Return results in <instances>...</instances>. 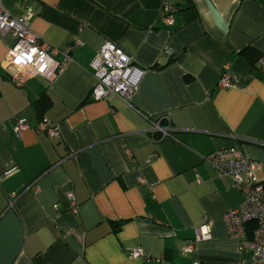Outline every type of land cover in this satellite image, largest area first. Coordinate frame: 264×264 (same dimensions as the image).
I'll list each match as a JSON object with an SVG mask.
<instances>
[{"label": "crops", "instance_id": "0c3cea01", "mask_svg": "<svg viewBox=\"0 0 264 264\" xmlns=\"http://www.w3.org/2000/svg\"><path fill=\"white\" fill-rule=\"evenodd\" d=\"M162 1L0 0L14 18L31 9L53 59L68 56L53 82L18 86L3 69L14 40L0 35V264H251L223 221L243 194L203 158L234 147L264 182V0H167L170 27ZM106 42L143 71L129 101L89 97ZM225 71L229 89L217 86ZM42 118L57 137L35 129ZM199 227L211 239L185 253Z\"/></svg>", "mask_w": 264, "mask_h": 264}, {"label": "built area", "instance_id": "2783aa9c", "mask_svg": "<svg viewBox=\"0 0 264 264\" xmlns=\"http://www.w3.org/2000/svg\"><path fill=\"white\" fill-rule=\"evenodd\" d=\"M175 12L176 6L173 3L167 0L162 1L159 21L163 27H170L173 24ZM32 17V10L27 9L21 17L14 18L0 4V35L9 36L14 40V44L4 59L3 69L8 73L10 80L18 86L37 77L51 83L68 62L67 51L62 52V62L53 59V56L59 52L32 32L30 29ZM79 44L76 42L68 51ZM164 53L169 55L170 50L167 49ZM260 65L264 68V60H261ZM91 69L94 84L89 97L94 102L107 100L111 96L122 101H129L143 75V71L134 66L130 57L109 42L101 46L91 62ZM217 86L221 89L231 88L232 78L226 71L221 74ZM164 119L166 118L159 117L155 121L153 131L166 136L167 130L161 128L158 122ZM26 128L25 121L18 119L14 133L19 135ZM35 129L49 139L59 134L57 127L51 125L46 118H42ZM203 160L213 168L218 177L230 178L234 188L243 194L242 204L238 208L229 210L223 216V221L229 238L239 242L240 250L251 253V264H264V182L257 177L260 165L246 159L234 147L214 151L205 156ZM8 173L5 172L4 176ZM68 199L71 211L75 212L76 205L73 196L70 194ZM249 224L255 226L248 237L245 228ZM194 233L193 243L187 244L183 249L185 253L192 252L196 243L211 239V234L205 227L196 228ZM129 257L147 259L139 250L131 252Z\"/></svg>", "mask_w": 264, "mask_h": 264}, {"label": "trees", "instance_id": "16d2710c", "mask_svg": "<svg viewBox=\"0 0 264 264\" xmlns=\"http://www.w3.org/2000/svg\"><path fill=\"white\" fill-rule=\"evenodd\" d=\"M240 54L250 64L251 67H255L256 63L260 59L259 52L253 48L243 49V50H241ZM254 226H255L254 224L250 225V228L248 229L249 236L251 235V232H252Z\"/></svg>", "mask_w": 264, "mask_h": 264}]
</instances>
